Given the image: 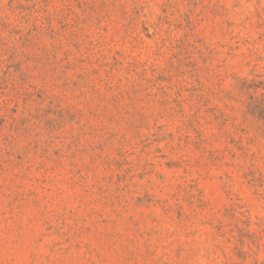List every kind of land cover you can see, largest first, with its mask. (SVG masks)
Returning a JSON list of instances; mask_svg holds the SVG:
<instances>
[{
    "label": "rangeland",
    "instance_id": "374dc122",
    "mask_svg": "<svg viewBox=\"0 0 264 264\" xmlns=\"http://www.w3.org/2000/svg\"><path fill=\"white\" fill-rule=\"evenodd\" d=\"M0 264H264V0H0Z\"/></svg>",
    "mask_w": 264,
    "mask_h": 264
}]
</instances>
